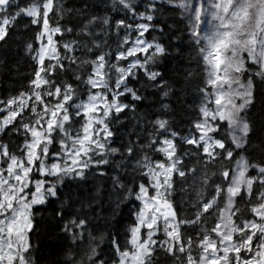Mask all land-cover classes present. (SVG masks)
<instances>
[{
  "label": "snow or ice",
  "instance_id": "obj_1",
  "mask_svg": "<svg viewBox=\"0 0 264 264\" xmlns=\"http://www.w3.org/2000/svg\"><path fill=\"white\" fill-rule=\"evenodd\" d=\"M45 223L47 264H264V0H0V264Z\"/></svg>",
  "mask_w": 264,
  "mask_h": 264
},
{
  "label": "trees",
  "instance_id": "obj_2",
  "mask_svg": "<svg viewBox=\"0 0 264 264\" xmlns=\"http://www.w3.org/2000/svg\"><path fill=\"white\" fill-rule=\"evenodd\" d=\"M164 63L165 67L163 70L166 72L167 78H175L178 75L176 71L177 61L170 57ZM190 98L191 97H189V99ZM45 215L47 216L48 214L46 213ZM119 219L124 227H127L129 222L133 219L129 214V208L127 206L122 209V215ZM101 226H103V222H101ZM34 243L37 244L40 249L38 253L40 264H47V259L51 257L57 249V238L53 231L47 227L46 223L41 225V232L38 237H34Z\"/></svg>",
  "mask_w": 264,
  "mask_h": 264
}]
</instances>
